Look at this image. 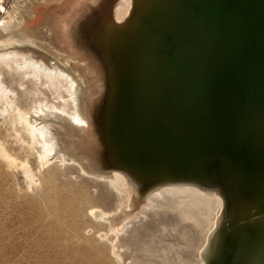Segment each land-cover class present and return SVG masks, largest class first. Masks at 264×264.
Returning a JSON list of instances; mask_svg holds the SVG:
<instances>
[{"label": "bare ground", "instance_id": "1", "mask_svg": "<svg viewBox=\"0 0 264 264\" xmlns=\"http://www.w3.org/2000/svg\"><path fill=\"white\" fill-rule=\"evenodd\" d=\"M144 1L42 0L40 6V2L29 0V4L21 7L12 0L11 6L6 8L4 0H0V75L5 72L11 81L16 79L14 83L22 92L26 85L34 90L33 93L44 89L54 96L53 100L38 98L30 110H24L18 106L15 91L6 85L2 75L0 118L8 122L14 136L23 133L29 137L26 149L35 153L38 170L34 172L26 160H19L3 142L0 143V164L8 172L20 171L24 183L43 194L53 213L65 206L67 197L72 195L69 190L55 191V180L49 169L53 160L58 159L61 164L75 162L84 175L105 180L107 186L123 192L124 196L111 212L87 204L89 194L82 195L78 201L90 218L103 227L102 233L98 232L95 237L94 248L106 247L107 255L115 264H122L118 251L122 247V237L129 223L140 213L156 219L158 214L170 213L182 223L192 222L202 233L200 248L203 249L198 257L201 262L235 264L233 261L239 260L243 264H264V132L259 136L257 131L256 134L252 131L247 138L249 128L239 121L241 141L247 138L240 143L228 119L230 130L221 132L218 129L225 120L222 117L201 112V125L205 127L202 128L168 113L172 76L166 56L167 42L154 36L155 26L150 28L154 35L145 30ZM53 2L59 4L47 6V10L52 8V11L48 10L47 19H42L40 13L46 10L44 5ZM152 23L154 25V21ZM243 27L245 23L241 26V38ZM165 31L162 32L165 34ZM32 46L48 52L53 59ZM180 61L177 80L181 96L193 111H197L194 103L201 97L185 83L184 62L182 58ZM71 63L76 76L65 69ZM232 71L233 66L225 84L232 82ZM248 71L250 79L232 96L233 102L239 97L242 99L244 94L253 101L264 95V49L255 55L254 65ZM78 81H82L87 90L88 84L95 86L92 91L84 89L91 97L88 102L82 101L92 107L87 110L91 114L82 113L88 108L80 111ZM9 92L12 95H8ZM220 109L224 113L228 111L225 107ZM230 112L232 116L233 111ZM113 117L118 123H113ZM51 119L59 120L58 124H49ZM143 126L153 134H143L140 130ZM107 128L116 136L107 134ZM72 131L77 135L71 136ZM168 138L175 144L172 147L178 152L177 157L167 152ZM57 143L61 147L59 150ZM154 150L155 153L160 150L159 154ZM146 151H153L156 156L152 158L153 167L145 162ZM153 153L149 157L154 156ZM169 157L173 159L174 164H171L175 165L176 175L170 173ZM87 158L90 166L84 164ZM41 169L45 170L41 173ZM226 194L231 199H223ZM226 199L232 201L231 210L224 209ZM154 206H159V211L154 212ZM53 216L48 214L42 218V224L49 225L48 218ZM55 224L62 228L61 242L85 241L78 215L62 217ZM167 228L176 229L159 225L161 233ZM97 251L102 255L100 249ZM145 253L149 259L146 264H154L153 258H166L164 253Z\"/></svg>", "mask_w": 264, "mask_h": 264}, {"label": "rangeland", "instance_id": "2", "mask_svg": "<svg viewBox=\"0 0 264 264\" xmlns=\"http://www.w3.org/2000/svg\"><path fill=\"white\" fill-rule=\"evenodd\" d=\"M14 1L17 2L19 6L21 5V7L26 3L29 4V0ZM31 1L40 2L39 5L41 6L42 0ZM146 1L148 0H145L143 2L144 4L142 3L146 11L145 21L147 22L143 24L147 27L145 30L150 32V28H154L155 26L156 29H152L155 30V32L151 31L150 33H152V35L155 34L154 36L167 42L166 56L170 64L172 76L170 93L167 100L168 113H170L171 116L185 118L189 123L200 125L202 128L205 127L201 125V112L204 111L213 116L222 117L225 120L221 123L220 129H218L221 132L222 130H230L229 127L227 128L228 123L226 120L228 119L239 142L241 141L240 134L238 133L239 125L237 124L239 121L244 124L246 129L249 128L246 130L247 138L252 134V131L254 133L257 131L258 135L259 133L263 135L264 95H261L257 100L253 101L243 93L242 99L239 97V99L234 102L232 96L235 95L239 87L247 85L250 79L248 70L254 65L255 55L264 49V34L259 33L261 25H264V0H168V2L167 0H156L155 2L154 0H150L149 2L152 1L150 5L149 2ZM11 4L12 0H4V6L6 8H9ZM51 4L54 6L58 5L59 2H53L49 5L45 4V8L42 6L41 8L46 9L40 13L42 19H47L48 10L52 11V8H48L47 10V6H51ZM170 8L172 10H170ZM160 10L161 12L159 13ZM162 10H164V12ZM165 11L168 12L165 13ZM152 13L156 14L150 16ZM236 13L238 14L236 15L238 16L237 18L234 17ZM161 14H163V16ZM0 16H2V14H0ZM150 17L152 19H150ZM152 20L154 21V25H151L153 24ZM165 20H167V23ZM155 21H159L161 24L158 23L157 25ZM243 23H245V28L243 27L244 31L241 38L240 32H242L241 26ZM162 31L166 33L164 34ZM156 32L159 33L157 34ZM190 40L192 41L190 42ZM226 41H230L231 43L229 42V45H227ZM32 47L48 57V59H53L48 52L36 48V46ZM189 49H191L192 52H190ZM181 58L184 62L182 71L185 83L188 84L192 92L194 90V94L201 97L199 101L194 103V106L198 108L197 111H193L184 102L185 100L181 96L180 82L177 80L180 74ZM72 64L73 63L65 66V69H67L68 72L71 71L70 73L76 76L75 66ZM190 66L192 67L190 68ZM194 66H196V68ZM232 66L234 75L232 77L233 80L231 83L225 84ZM246 68L247 71H245ZM2 75H4L5 78L2 77ZM195 75H198L197 79L194 78ZM0 77V81L4 78L3 81L6 85L9 84L10 86L8 87L15 91L17 104L24 110H30L38 98L53 100L54 96H51L44 89L35 90V93H33L34 90L25 85L22 92V89L16 84V79L11 81L5 72L2 73ZM78 83L81 87V92H79V98L81 97V101L79 100V108L81 107L80 111H83L84 108H88L84 109L82 112L85 115L89 112L87 110H92V107H90L89 103L86 104V102L84 103L82 101L89 100L91 96H88L89 93H87V91L94 90L95 86L89 87L88 84L87 90V88L82 85V81H78ZM84 89L87 91L85 90V92ZM8 95H12V93L9 92ZM222 106L225 107V109L227 108L228 111L226 113L221 111L220 108L223 109ZM231 110L233 111L232 116L230 115ZM215 111H217V113H215ZM114 117L111 118V120L114 119V124L118 123V119ZM238 118L240 119L238 120ZM57 121L59 120L51 119L48 123L56 125L58 124ZM8 126V122H5L1 117L0 143H6L8 149H10L19 160H26L31 169L37 172L38 165L36 164L35 153L33 152L32 154V152L27 151V143H30L29 137L23 133L18 134L19 138L18 136H14L13 130ZM51 129L53 128L51 127ZM140 130L143 134H153L149 133L150 131L144 126ZM82 132L84 133V131H78V133ZM105 132L109 135L116 136L111 129L107 128ZM76 135L77 133L72 131L71 136L74 137ZM247 138L245 137V140L242 141H247ZM170 140L168 138L169 147L167 148V152H171V156L175 157L176 155L177 157L178 152L176 153L174 150L175 148L172 147L173 145L175 146V144L171 143L172 140ZM242 141L240 143H242ZM23 143H25V145H23ZM21 145L23 146L21 147ZM60 148L58 144L57 150ZM159 151L160 150H156L158 153H155L154 150V153L159 154ZM173 151L175 154H172ZM149 152L153 153V151H146L145 156L147 157H145V162H147V165L151 163L150 166L153 167L152 158L156 156L153 153L154 156L151 155V157H149ZM126 157L130 161V158L128 156ZM170 158L171 157H169V159ZM172 160L171 158L169 164L172 166V168L169 167L171 169V174L175 172L173 168L175 165H172L174 164ZM87 163L89 166L91 165L89 164L88 158L85 160L84 164L86 165ZM50 166L49 169L55 180L53 182L55 191L69 190V194H72L67 197V202L63 204L65 206H61L57 213H53L52 207L47 204L43 194L38 189L33 186L28 187L26 182L24 183L25 180L20 171L8 172L0 164V264H115L113 258L107 255L108 251L106 247L100 245V248H94L95 237H97L98 232L102 233L103 227L99 222L90 218L84 209H82V206L78 204V201L82 195L89 194L90 201H88L87 204L97 205L100 209L111 212L116 208L120 197L122 198L124 193L107 186L105 180L93 179L84 175L80 171V166L78 164L76 165L75 162L61 164L57 159V161L53 160ZM89 166L88 168H93ZM44 170L45 169H41L40 172L42 173ZM176 174L175 172V175ZM26 190L27 192L24 193ZM228 196L227 194L224 195L223 199H231ZM228 199H226V202L224 200V209L225 207L232 209V207H230L232 206L230 203L232 201ZM62 207H66L65 210H62ZM168 207L172 208L173 206L172 204H168ZM153 208L154 212L159 211V206H154ZM221 213L223 214V211L219 212L218 217H221ZM48 214H54L55 216L48 218L47 223H49V225H43L41 219H44ZM74 215H78V220L81 222L82 228L84 229L85 241L63 243L59 239L62 228L56 226L55 221H60L62 217L71 218L74 217ZM141 215H143V213H140L137 218L129 223L130 225H128L127 232L122 237V247L120 248L121 250H118L122 257V264H146V260L149 259L145 251H155L156 254H166L165 259L153 258L152 260H155L154 264H195L198 262L199 264H206L205 260L201 262L198 258L203 249L200 248L202 233H200L199 228L192 222L182 223L176 215L171 216L170 213H167L165 216L162 213L158 214L157 219L154 216H149L147 213H144L142 217ZM160 224L175 226L176 229L172 230L167 228L164 233H161L159 229ZM101 240V244H104V241ZM166 248H168L169 251ZM98 249L103 252L102 255L97 251ZM233 262L235 264H243L239 260H234Z\"/></svg>", "mask_w": 264, "mask_h": 264}, {"label": "water", "instance_id": "3", "mask_svg": "<svg viewBox=\"0 0 264 264\" xmlns=\"http://www.w3.org/2000/svg\"><path fill=\"white\" fill-rule=\"evenodd\" d=\"M246 14V13H245ZM259 33L261 34H264V25H261V28L259 29ZM260 37V36H259Z\"/></svg>", "mask_w": 264, "mask_h": 264}]
</instances>
